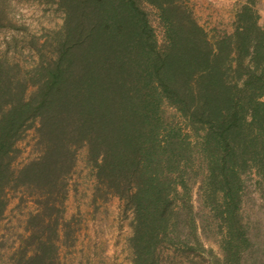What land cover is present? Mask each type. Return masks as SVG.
Returning <instances> with one entry per match:
<instances>
[{
    "label": "trees",
    "instance_id": "1",
    "mask_svg": "<svg viewBox=\"0 0 264 264\" xmlns=\"http://www.w3.org/2000/svg\"><path fill=\"white\" fill-rule=\"evenodd\" d=\"M52 1L63 22L29 40L37 57L21 65L14 0H0V28L15 30L0 40V218L10 189L31 190L39 207L30 217L37 245L21 264L54 263L49 210L66 197L81 147L99 184L134 211L133 264H194L190 243L205 252L191 202L195 159L193 173L207 170L204 201L225 228L219 264H244L245 252L261 249L240 210L248 177L264 198V27L253 0L220 34L189 0ZM143 2L157 10L161 42ZM29 128L38 154L15 166ZM163 242L179 260L161 254Z\"/></svg>",
    "mask_w": 264,
    "mask_h": 264
},
{
    "label": "rangeland",
    "instance_id": "2",
    "mask_svg": "<svg viewBox=\"0 0 264 264\" xmlns=\"http://www.w3.org/2000/svg\"><path fill=\"white\" fill-rule=\"evenodd\" d=\"M246 1L189 0V5L196 19L211 34H220L233 30L236 12ZM14 2L11 5L14 23L21 24L17 30L19 41L14 52L17 58L15 60H18L21 65L23 63L31 65L37 54H30L29 40L36 36L41 42L47 31L56 29L62 24L63 15L52 0L41 2L14 0ZM252 6L259 16L264 12V0H253ZM143 7L161 42L163 27L159 22L157 10L146 2H143ZM258 23L263 26L259 18ZM9 32H15V30L0 28V40ZM1 48L3 44L0 42V50ZM169 111L174 112L173 108H169ZM178 119L181 122L182 118ZM181 126L183 132L186 133L189 130ZM34 136V129L29 128L24 137L17 142L20 152L13 165L17 166L38 154ZM193 139L191 136L192 143ZM194 163L196 165H193L194 168H197L198 159H195ZM193 169H188V173L192 174L189 177V183L192 187L193 215L197 224V235L206 253L201 252V247L194 250V243H190L191 249L185 251L189 255L188 258L196 260L194 264H200L201 259L206 262L208 260V264H219L224 261L225 253L222 244L225 228H220L221 222L213 218L204 201L202 180L207 171L206 166L204 169L201 166L198 167L199 173L196 171L193 173ZM247 181L245 193H242L240 210L246 219L249 213L251 218L249 232L252 235V241L256 242V246L260 245L261 249L257 252L252 251L253 253L245 252L244 264H264V198L252 184L251 177H248ZM66 190L64 200L63 197H58L56 207L49 210L58 218L57 234L53 236L55 251L48 256L53 260V264H133L131 236L134 211L125 199L99 184L95 168L88 161L86 147L78 149L74 169L67 176ZM36 197L37 194L25 187L8 191V202L0 218V264H21L23 259L34 251L37 245L36 234L34 236L31 234L36 222L31 221L30 217L31 213L39 208ZM160 247L161 254L167 253L174 260H179L180 251L174 250L166 242H163ZM183 264L192 263L184 258Z\"/></svg>",
    "mask_w": 264,
    "mask_h": 264
},
{
    "label": "crops",
    "instance_id": "3",
    "mask_svg": "<svg viewBox=\"0 0 264 264\" xmlns=\"http://www.w3.org/2000/svg\"><path fill=\"white\" fill-rule=\"evenodd\" d=\"M259 19H261V22H262L263 27H264V12L260 14Z\"/></svg>",
    "mask_w": 264,
    "mask_h": 264
}]
</instances>
